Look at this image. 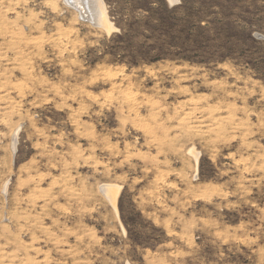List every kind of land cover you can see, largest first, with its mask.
<instances>
[{
    "label": "rangeland",
    "instance_id": "rangeland-1",
    "mask_svg": "<svg viewBox=\"0 0 264 264\" xmlns=\"http://www.w3.org/2000/svg\"><path fill=\"white\" fill-rule=\"evenodd\" d=\"M103 2L0 0V264H264V0Z\"/></svg>",
    "mask_w": 264,
    "mask_h": 264
},
{
    "label": "bare ground",
    "instance_id": "bare-ground-1",
    "mask_svg": "<svg viewBox=\"0 0 264 264\" xmlns=\"http://www.w3.org/2000/svg\"><path fill=\"white\" fill-rule=\"evenodd\" d=\"M66 2L68 5L74 7L85 20L88 19L96 26L102 27L108 31L109 29L111 30L103 0H66ZM191 150L189 152H191ZM195 161H197L196 155ZM114 188L111 185H104L101 187V190L109 203L115 208L117 189L115 190Z\"/></svg>",
    "mask_w": 264,
    "mask_h": 264
}]
</instances>
